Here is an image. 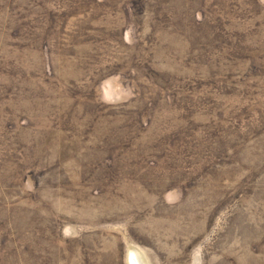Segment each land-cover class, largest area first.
I'll return each mask as SVG.
<instances>
[{"label":"rangeland","instance_id":"obj_1","mask_svg":"<svg viewBox=\"0 0 264 264\" xmlns=\"http://www.w3.org/2000/svg\"><path fill=\"white\" fill-rule=\"evenodd\" d=\"M136 258L264 264V0H0V264Z\"/></svg>","mask_w":264,"mask_h":264},{"label":"bare ground","instance_id":"obj_2","mask_svg":"<svg viewBox=\"0 0 264 264\" xmlns=\"http://www.w3.org/2000/svg\"><path fill=\"white\" fill-rule=\"evenodd\" d=\"M130 255H132V253H131ZM134 261H136V264H139L138 261H137V258H136V260H134Z\"/></svg>","mask_w":264,"mask_h":264}]
</instances>
